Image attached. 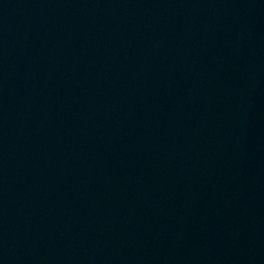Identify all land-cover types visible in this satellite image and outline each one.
<instances>
[{
  "label": "water",
  "instance_id": "water-1",
  "mask_svg": "<svg viewBox=\"0 0 264 264\" xmlns=\"http://www.w3.org/2000/svg\"><path fill=\"white\" fill-rule=\"evenodd\" d=\"M0 264H264V0H0Z\"/></svg>",
  "mask_w": 264,
  "mask_h": 264
}]
</instances>
